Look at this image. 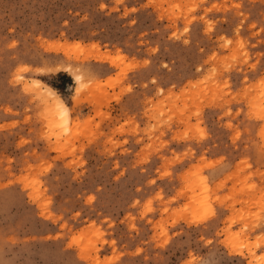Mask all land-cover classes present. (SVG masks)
Wrapping results in <instances>:
<instances>
[{
	"label": "rangeland",
	"instance_id": "rangeland-1",
	"mask_svg": "<svg viewBox=\"0 0 264 264\" xmlns=\"http://www.w3.org/2000/svg\"><path fill=\"white\" fill-rule=\"evenodd\" d=\"M0 264H264V0H0Z\"/></svg>",
	"mask_w": 264,
	"mask_h": 264
},
{
	"label": "bare ground",
	"instance_id": "bare-ground-1",
	"mask_svg": "<svg viewBox=\"0 0 264 264\" xmlns=\"http://www.w3.org/2000/svg\"><path fill=\"white\" fill-rule=\"evenodd\" d=\"M76 77V76H75ZM58 99H56L57 101H56V105L58 106V108L60 109V113H62L63 114V116H64V118L65 117H68L69 115H68V108H67V106H66V104L59 98V97H57Z\"/></svg>",
	"mask_w": 264,
	"mask_h": 264
},
{
	"label": "clouds",
	"instance_id": "clouds-1",
	"mask_svg": "<svg viewBox=\"0 0 264 264\" xmlns=\"http://www.w3.org/2000/svg\"><path fill=\"white\" fill-rule=\"evenodd\" d=\"M75 79H76L77 81H80L81 77L77 76ZM82 87H83V86H82Z\"/></svg>",
	"mask_w": 264,
	"mask_h": 264
}]
</instances>
